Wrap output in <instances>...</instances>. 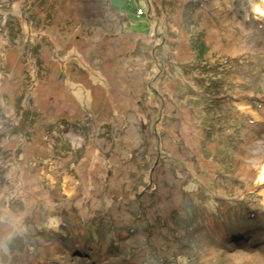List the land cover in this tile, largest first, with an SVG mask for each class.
I'll use <instances>...</instances> for the list:
<instances>
[{"label": "rangeland", "instance_id": "1", "mask_svg": "<svg viewBox=\"0 0 264 264\" xmlns=\"http://www.w3.org/2000/svg\"><path fill=\"white\" fill-rule=\"evenodd\" d=\"M245 102L252 0H0V264H264Z\"/></svg>", "mask_w": 264, "mask_h": 264}, {"label": "bare ground", "instance_id": "2", "mask_svg": "<svg viewBox=\"0 0 264 264\" xmlns=\"http://www.w3.org/2000/svg\"><path fill=\"white\" fill-rule=\"evenodd\" d=\"M257 9H261V11H258ZM252 12L254 13V15L256 17H262L264 18V0H252ZM234 50V49H233ZM232 49L230 50V52H235V50L233 51ZM136 79H134L135 81V85L136 88L140 89L141 88V84H139V78L135 76ZM138 82V83H137ZM243 109L245 111H249L251 112L254 117L257 120V126H256V135L253 136H245L246 142L243 144L242 149L240 151V153L238 154L239 158H243L244 156H241L242 153H246L251 157H244L247 160H249L251 163V165H249V163L245 162L244 158L242 160H240L241 164V169L243 171H247L249 172L254 179L256 180V183L261 186V188L263 189L264 192V139H259V131H261V129H263V125H264V111L263 112H257L254 108H252L251 106H249L246 102L245 104L242 105ZM131 132V131H130ZM131 135H134V132H131ZM130 136V137H132ZM134 138L137 139L136 136H133ZM127 138H129L127 136ZM257 141V142H255ZM243 161V162H241ZM252 167V168H251ZM73 185V184H72ZM71 185L69 191H74V187Z\"/></svg>", "mask_w": 264, "mask_h": 264}, {"label": "crops", "instance_id": "3", "mask_svg": "<svg viewBox=\"0 0 264 264\" xmlns=\"http://www.w3.org/2000/svg\"><path fill=\"white\" fill-rule=\"evenodd\" d=\"M238 8H240V6H238V5L236 4V6H235V9H236V10H235V11L241 13L242 11H240ZM240 9H241V8H240ZM238 14H239V13H238ZM243 24H245V25L249 26L250 28H252V26H251L252 24H251V23H248V24H247L246 21H244ZM253 28H254V27H253Z\"/></svg>", "mask_w": 264, "mask_h": 264}, {"label": "built area", "instance_id": "4", "mask_svg": "<svg viewBox=\"0 0 264 264\" xmlns=\"http://www.w3.org/2000/svg\"><path fill=\"white\" fill-rule=\"evenodd\" d=\"M143 10L142 9H140L139 11H138V15H143Z\"/></svg>", "mask_w": 264, "mask_h": 264}, {"label": "clouds", "instance_id": "5", "mask_svg": "<svg viewBox=\"0 0 264 264\" xmlns=\"http://www.w3.org/2000/svg\"><path fill=\"white\" fill-rule=\"evenodd\" d=\"M0 247H4L5 250H6V245L0 244Z\"/></svg>", "mask_w": 264, "mask_h": 264}, {"label": "snow or ice", "instance_id": "6", "mask_svg": "<svg viewBox=\"0 0 264 264\" xmlns=\"http://www.w3.org/2000/svg\"><path fill=\"white\" fill-rule=\"evenodd\" d=\"M258 11H261V9H257Z\"/></svg>", "mask_w": 264, "mask_h": 264}]
</instances>
